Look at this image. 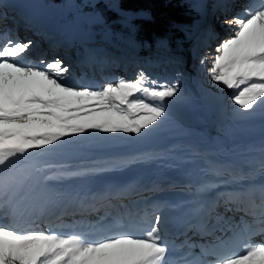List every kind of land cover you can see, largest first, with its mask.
<instances>
[{
    "label": "snow or ice",
    "instance_id": "snow-or-ice-1",
    "mask_svg": "<svg viewBox=\"0 0 264 264\" xmlns=\"http://www.w3.org/2000/svg\"><path fill=\"white\" fill-rule=\"evenodd\" d=\"M225 24L236 29L216 47L207 73L216 84L236 92L232 101L240 110L251 112L264 103V3L246 8ZM32 46V40L7 36L0 44V264H264V242L231 251L242 236L264 233V179H254L256 169L241 174L245 183L200 206L199 232L213 239L181 245L200 248L194 259L187 258L191 252L168 259L171 246L160 234L161 217L147 211L128 224L116 219L108 226L68 233L46 230L36 218H26L24 180L10 165L89 131L140 135L167 115V101L180 91L178 83L152 80L143 71L132 81L120 78L99 88L65 83L69 69L62 59H18ZM199 62L204 65L205 59ZM258 171L264 177V159ZM241 176H234L232 183Z\"/></svg>",
    "mask_w": 264,
    "mask_h": 264
},
{
    "label": "rangeland",
    "instance_id": "rangeland-1",
    "mask_svg": "<svg viewBox=\"0 0 264 264\" xmlns=\"http://www.w3.org/2000/svg\"><path fill=\"white\" fill-rule=\"evenodd\" d=\"M188 1L199 15L200 29L215 28L214 19L219 15H212V13L218 8L211 7L204 19L206 0ZM235 1L224 9L222 19L217 24L219 28L212 31L211 37L197 35L198 40L204 41L206 49L201 48L202 45L190 48V45L186 46L184 43L178 45L180 49L179 47L174 48L175 61L171 63L179 72L168 84L178 83L180 91L175 98L167 101L168 112L160 122L144 130L140 135L89 131L85 134L64 138L54 146L35 150L29 156L19 158L10 167L17 171L20 179L24 180L28 176L29 181L24 182L28 187L24 195L34 199L33 204L38 202L43 204L44 201L38 200L48 197L53 200L55 197V201L51 202L55 209L60 211L61 206L58 205L59 202L56 199L65 196L64 191L71 190L76 183L81 182L87 188L98 190L107 180L113 179L116 183L113 188L116 192H121L120 183L128 184L133 173L141 169L145 171L147 180L159 184L155 187L156 189L154 188L157 190V195L160 194L166 199L176 189H181L182 193L189 196L195 193L191 187L174 185L179 182L181 172L189 164L194 163L200 167L198 176L202 177L201 180L204 183L215 187L214 191L220 188L225 190L222 188L224 181H232L234 176H238L233 171L232 164L241 159L246 160L252 168L259 167L264 159V152H262L264 103L258 104L254 111L243 112L232 101V96L236 92L216 84L207 73L216 55V47L226 37H231L236 29L234 24H225V20H230L233 16L243 13L246 8H249L251 2ZM99 2L119 13L122 23L134 16L147 17L150 15L147 10L137 12L124 10L119 7L117 0H8L5 7L12 12L11 14L17 15L24 24H30L31 31H22L18 24V26L13 24L15 28L9 25L3 28L1 26L3 24H0V44L4 42L5 36L7 38L18 37L24 41L32 40L33 46L25 53L27 56L23 55L25 61H29L28 56H30V61H39L46 57L47 53L54 52L50 58L58 56L57 58L62 59L69 69L65 83L76 82L99 88L107 83L116 82L120 78L132 81L138 75L130 76L123 74L124 71L120 72V70L102 73L100 68L90 62V52L83 47L80 48L82 44L77 43L79 41L91 45L95 42L91 36H96L102 31V29L97 32L90 30L93 25H104L100 10L96 8ZM103 35L106 37L108 34ZM33 36L36 38H32ZM208 52L209 54L206 55ZM99 54L105 57V54ZM201 58L205 59L204 65L199 62ZM130 62L133 66H139L136 65L138 63L136 60ZM196 66L203 69L199 71ZM149 78L156 80L151 76ZM228 121L229 124H227ZM235 138L239 140H233ZM218 145H224L226 148L216 151L218 154H212L215 152L213 147ZM230 149L234 152L229 151ZM113 156L118 157L113 158ZM35 168H41L43 171L37 173ZM70 172H82L83 174H66ZM45 176L51 179H43ZM135 184L130 182V185L135 186ZM149 184L146 188H149L148 191L153 190L150 189ZM146 188L124 190L142 193L147 190ZM67 193L69 191H66ZM128 194L126 193L127 196ZM51 202L47 210L49 215L53 213ZM43 210L39 209L35 214H41ZM30 211L27 210L25 214L28 215ZM84 211L87 212L85 209L81 212ZM127 211L126 208L125 214H122L123 217L127 216ZM76 212L79 211H74L73 214L75 215ZM101 214L106 215L103 211ZM67 216L57 213V222L68 225L70 222H66L68 221ZM98 217L100 215L93 218ZM86 218L87 216H78V220ZM87 219L89 220L90 217ZM69 220L72 221L73 218ZM79 222L86 226V231L91 229H88L87 223ZM39 226L44 229L52 227L46 221L40 223Z\"/></svg>",
    "mask_w": 264,
    "mask_h": 264
},
{
    "label": "trees",
    "instance_id": "trees-1",
    "mask_svg": "<svg viewBox=\"0 0 264 264\" xmlns=\"http://www.w3.org/2000/svg\"><path fill=\"white\" fill-rule=\"evenodd\" d=\"M117 1L119 7L124 10L131 12L147 10L150 15L147 17L134 16L122 23L119 13L108 8L102 2L96 5L104 19V25H93L90 30L97 32L102 29V31L95 34L96 36H91V39L95 41L91 45L79 41L77 43L82 44L80 48L83 47L90 52V62H93L102 71L116 72L120 70V72L124 71L123 74L130 76H136L143 71L148 77L151 76L159 82L169 83L173 81V76L179 72L171 63V61H175V47L184 43L186 46L190 45V48L202 45L201 48L206 49L194 37V26L199 20V15L195 8L190 6L188 0ZM6 2L8 0H0V14L6 16L5 20L19 21L21 25L29 26V24H24L17 15L11 14L12 12L5 7ZM214 2L215 0L212 1V4ZM209 5L206 3L205 12ZM103 34L108 35L105 37ZM99 53L105 54V57ZM129 60H136L138 62L136 65L139 66H133ZM196 68L199 71L203 69L198 66ZM229 123L228 121L227 124ZM233 140L238 141L239 138ZM197 148L199 147L197 146ZM224 148L226 146L218 145L215 152ZM229 151H233V149Z\"/></svg>",
    "mask_w": 264,
    "mask_h": 264
},
{
    "label": "bare ground",
    "instance_id": "bare-ground-1",
    "mask_svg": "<svg viewBox=\"0 0 264 264\" xmlns=\"http://www.w3.org/2000/svg\"><path fill=\"white\" fill-rule=\"evenodd\" d=\"M249 1H251L250 2L251 5L249 4V7H258L261 3H264V0H249ZM235 28H236V26H235ZM23 55L27 56L26 54H23ZM24 56H22L18 59L21 62H23V61H25ZM28 59L30 60V56H28ZM232 166L234 167L233 171H235L238 176H241L242 173L248 172L250 169H256L257 172H256V175L254 178L260 177L261 179H264V177H262L258 171L259 167H255V168L250 167L248 165V163L246 162V160L241 159L240 161L236 162L235 164H232ZM199 171H200L199 166H197L194 163L189 164L187 166V168H184L183 171L181 172L179 182H176V184H174V185H179V186L183 185L184 187L188 186V188L191 187V189L193 191H195V193L193 195H190V196L185 194V193L181 194L178 192V193H172L168 198H166L165 200H162L161 202L156 201L153 198V194L157 193V192H154V188L156 186H158L159 184H157L155 182H151L152 180L151 181L147 180V176L145 174V171L138 169L135 171V173H133V177L128 182V184L123 183V182L120 183L119 187L122 186L121 192H116L115 189L113 188V186L116 185V183L113 179L107 180L98 190H96V189L92 190L91 188H87L81 182L76 183V185L71 190L66 189L64 191L65 196L62 194L63 196L56 199L59 202L58 205L61 206L60 211L58 209L56 210L54 205L51 202V201H55V197L53 198V200H50L49 197L46 199L42 198L41 200H38L40 202L44 201L43 204H40L39 202L36 204H33L34 199H30V196H29V198L26 201L27 210L28 211L33 210V211H30L28 215H26V214L25 215H26V218H31V216H32V218H36L37 219V225L38 224L40 225V223L46 221L48 224H51V226H54V228L51 227L54 230H59V231L68 233V232H73V231H86V226L83 225L79 221H83V223H87L88 229L91 228L90 230L94 229L98 224H103L105 226H108V225H111L112 223H108L107 221H103V219H101L102 222L98 221V220H93V219L88 220L87 218L82 219V220H78V217H77L74 219V221H73L74 223L70 222L69 220L66 221V222H70L67 225L68 227H65V228L59 227L58 228V227H56V226H58V224H59V226L63 225V224H60V222H57V219H56L57 213H59L60 215H74L73 214L74 211H79V212H76V214H75L76 216H89L90 214H93V213L98 214L99 210L111 209L113 211L109 214V216H111V217L114 216V221L116 219H120L124 224H128L130 222V220L143 216L145 211H147L150 214L158 212V213H156V215H158L159 212H161L159 214V216H160L162 214V210L167 208V204L172 203L171 208L179 209L181 214L179 216L176 214L175 216L170 217L169 220L167 222H165L166 224H170L169 226H166V227L164 226L163 228H160L159 226L158 227L160 228V234L163 237L164 241L167 242L168 239L171 240V242H168L171 246L170 252L178 253L180 249H188L187 246L181 247V245H185L186 241L188 243L199 242L203 245L205 243H208L209 240L212 238L209 236H202L201 234H199L197 232L196 227L192 224V222H189V220L187 218V215H196V214L201 213L199 211L201 202L206 201L207 198H213L217 195L214 191L215 187H212L209 185L205 186L206 183L201 182L199 180V176H198ZM241 179H243L242 176H241ZM240 180H238V181H240ZM28 181H29L28 178L24 179V182H28ZM130 182L136 183L135 186L130 185ZM228 182H229V184L232 183V181H228ZM216 183H218V182H216ZM147 184H149L151 187L150 189H153V190L148 191L149 188H146ZM229 184L225 183L222 186V188L228 186ZM143 187H145L147 189L145 192H142V193L141 192L140 193L134 192V193H132V190L141 189ZM111 188H113V189H111ZM127 188L132 189V190H128L130 192H128L127 190H124ZM27 189H28V187H27L26 183H24L22 188H21V195H24V193ZM66 191H69V193L66 194ZM101 192H105V193H101ZM124 192L129 193L128 195L130 197L127 196L126 193H124ZM219 192H222L221 188L219 190H217V193H219ZM87 196L89 198H91L90 204H86L83 201V200H85V198ZM93 197H95V198H93ZM121 197H125V198L120 199ZM113 198H117V199H113ZM124 201H127L129 203L128 206L126 207L128 211H127V216H125V217L122 216V214L124 215L125 213H121L119 208H117V205L120 204L122 206ZM50 202H51V205L53 206L52 215H49V213H47V210L49 209ZM72 204H75L76 206H74ZM106 204H108V206H106ZM160 204L163 205L161 211H159V209H160L159 207L161 206ZM68 206H70V207L68 208ZM39 209H44L43 211L40 212L42 215L41 214H37V215L35 214L36 211H38ZM84 209L87 210V212L86 211L81 212ZM130 214H133V215H130ZM83 218H85V217H83ZM105 219L110 220V217L106 216ZM66 222H62V223L66 224ZM47 229H48V227H46V230ZM90 230H87V231H90ZM220 234H221L220 232L216 233V235H220ZM249 238H251V240H254V241L260 239L261 242H264V233L256 234V235H253L251 237L246 235V237H244L240 241H238L234 245V247H243L239 251V252H242L244 250L246 243H250ZM197 249H198V251L200 250L199 247ZM231 250H232V248H231ZM193 256H195V255H193ZM175 257H176V259H178L181 256L176 255ZM208 259H212V258L210 257Z\"/></svg>",
    "mask_w": 264,
    "mask_h": 264
}]
</instances>
